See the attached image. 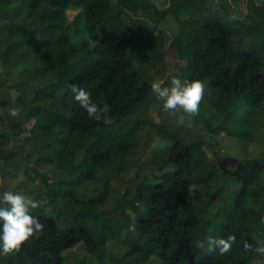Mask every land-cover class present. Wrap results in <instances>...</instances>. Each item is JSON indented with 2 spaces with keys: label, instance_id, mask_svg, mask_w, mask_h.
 I'll return each instance as SVG.
<instances>
[{
  "label": "trees",
  "instance_id": "16d2710c",
  "mask_svg": "<svg viewBox=\"0 0 264 264\" xmlns=\"http://www.w3.org/2000/svg\"><path fill=\"white\" fill-rule=\"evenodd\" d=\"M207 2L167 0L159 9L155 0H0L8 27L0 49V161L5 171L20 163L33 168L27 156L16 157L24 139L72 163L78 156L73 164L82 170L71 192L57 196L60 219L39 202L32 215L43 231L19 253L0 255V264H64L63 252L81 240L89 249L88 234L106 245L134 220V264H256L258 254L245 244H264V151L229 171L231 196L216 208L193 185L215 175L208 135L250 143L264 125V2L247 0L244 16L230 3L217 15ZM71 5L82 6L88 32L79 46L67 31ZM168 15L178 32L163 45L151 19ZM15 63L51 72L41 90L52 105L18 106L10 82ZM173 77L203 82L199 116L163 110L151 85L170 86ZM71 84L97 105H110L107 120L90 119ZM14 108L18 117L10 115ZM93 182L101 184L97 194ZM229 236L236 237L230 252H209L210 238Z\"/></svg>",
  "mask_w": 264,
  "mask_h": 264
},
{
  "label": "rangeland",
  "instance_id": "374dc122",
  "mask_svg": "<svg viewBox=\"0 0 264 264\" xmlns=\"http://www.w3.org/2000/svg\"><path fill=\"white\" fill-rule=\"evenodd\" d=\"M256 1L264 2V0ZM166 2L167 0H155V5L161 9L164 8ZM207 3L217 15H221L224 11V4L229 3L232 12L237 15L244 16L247 12V0H208ZM151 20L156 23L155 35L162 39L163 45L169 43L178 32V21L172 15H168L166 19L160 22ZM67 21V31L71 40L78 46L81 45L88 36L81 5L69 6ZM132 27L136 28L135 25ZM7 28L0 19V49L4 47ZM13 68L17 75L11 76L10 82L14 91L19 95L18 106L23 101L30 100L35 103L53 104L51 99L41 90V87L52 78L50 71L44 68L21 70L18 63H15ZM0 71H2L1 64ZM191 125L197 126L195 123H191ZM199 128L203 129V125L201 124ZM207 139L208 145H205V150L215 175L211 180L196 182L193 189L200 199H210L211 206L216 208L223 199L231 196L229 192L231 183L234 181L230 178L229 171L233 170L242 158L262 155L264 151V125L258 129L256 140L250 143H244L234 137L229 138L225 134H211L208 135ZM165 142L171 144L170 141ZM17 146L16 157L27 156L32 162L29 165L31 164L33 168L29 169L27 164L20 163L5 171L4 164L0 161V206H6L2 203V195L5 191L19 193L32 199L37 195V200L43 205V211L56 217L59 216L60 219L65 210L61 206H56L57 196L64 191L71 192V189L74 188L73 182L77 181V177H79L77 175L82 171L80 166L73 164L79 161V157L77 156L72 163L70 158L63 160L52 149L40 147L36 142H27L24 139L17 142ZM51 156L52 160H50ZM27 169L30 170L29 173H27ZM65 188L67 190H64ZM90 188L93 194L102 190L99 182H93ZM140 208L144 211L143 204L140 205ZM134 221L131 227L123 229L118 237L108 239L106 245L94 240L88 234L89 249L86 248L84 239L81 240L63 252L64 264H134L138 262V253L129 249V241L136 238L137 235L136 230H134L136 226ZM103 251L105 254H97ZM255 262L256 264H264V255L258 254Z\"/></svg>",
  "mask_w": 264,
  "mask_h": 264
},
{
  "label": "clouds",
  "instance_id": "9594fccd",
  "mask_svg": "<svg viewBox=\"0 0 264 264\" xmlns=\"http://www.w3.org/2000/svg\"><path fill=\"white\" fill-rule=\"evenodd\" d=\"M233 20L237 17L233 16ZM75 101L87 112L90 119L100 121L107 120L108 113L111 111L107 103L99 106L91 99V94L83 87L77 84L69 85ZM152 92L156 97L163 101V110L173 112L177 109L187 116L189 120L199 116L200 104L205 94V85L199 80L187 81L173 77L170 86H162L154 82L151 85ZM19 109H12V117L19 116ZM184 115L180 117L183 123ZM2 203L6 206H0V255L10 256L19 253L22 247L34 236L41 233L44 225L40 219L32 215V212L39 208V201L28 196L21 195L12 191H5L2 195ZM264 235V233H262ZM236 241L235 236L224 238H210L208 240L209 252L219 251L224 255L231 251ZM203 247V244L200 245ZM248 251H254L257 254L264 255V246L245 244Z\"/></svg>",
  "mask_w": 264,
  "mask_h": 264
}]
</instances>
